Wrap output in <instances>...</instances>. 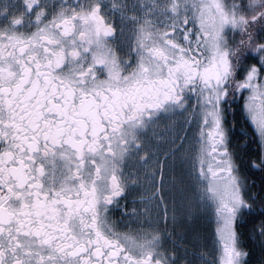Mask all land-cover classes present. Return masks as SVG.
I'll list each match as a JSON object with an SVG mask.
<instances>
[{
	"label": "snow or ice",
	"instance_id": "1",
	"mask_svg": "<svg viewBox=\"0 0 264 264\" xmlns=\"http://www.w3.org/2000/svg\"><path fill=\"white\" fill-rule=\"evenodd\" d=\"M0 264H264V0H0Z\"/></svg>",
	"mask_w": 264,
	"mask_h": 264
},
{
	"label": "rangeland",
	"instance_id": "2",
	"mask_svg": "<svg viewBox=\"0 0 264 264\" xmlns=\"http://www.w3.org/2000/svg\"><path fill=\"white\" fill-rule=\"evenodd\" d=\"M209 227H213V226H209Z\"/></svg>",
	"mask_w": 264,
	"mask_h": 264
}]
</instances>
